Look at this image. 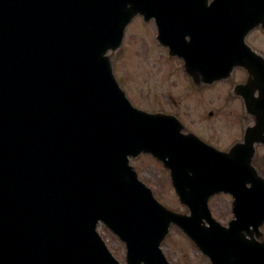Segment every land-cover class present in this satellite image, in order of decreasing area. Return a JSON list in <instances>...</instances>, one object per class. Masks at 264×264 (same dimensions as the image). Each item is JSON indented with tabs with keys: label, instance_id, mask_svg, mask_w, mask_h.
Listing matches in <instances>:
<instances>
[{
	"label": "water",
	"instance_id": "95a60500",
	"mask_svg": "<svg viewBox=\"0 0 264 264\" xmlns=\"http://www.w3.org/2000/svg\"><path fill=\"white\" fill-rule=\"evenodd\" d=\"M206 1L0 0V264H120L98 221L125 242V264H168L159 246L171 224L211 264H264V246L245 238L264 220V180L251 165L264 143V61L243 44L264 24V0ZM137 14L155 18L195 81L247 69L241 95L255 123L242 143L190 146L198 141L176 119L130 104L108 52ZM141 152L170 170L188 215L138 180L128 157ZM221 191L234 197L228 227L207 206Z\"/></svg>",
	"mask_w": 264,
	"mask_h": 264
},
{
	"label": "rangeland",
	"instance_id": "374dc122",
	"mask_svg": "<svg viewBox=\"0 0 264 264\" xmlns=\"http://www.w3.org/2000/svg\"><path fill=\"white\" fill-rule=\"evenodd\" d=\"M155 34L153 21L143 22L141 16H136L126 27L120 46L110 53L113 73L133 106L151 112H176L189 128L220 145L240 139L249 116L243 114L239 101L229 91L241 79L242 71L235 69L227 80L214 82L211 90L195 89L184 74L182 61L168 57L167 48L157 43ZM248 35L251 47L264 56V32L252 30ZM209 110L213 111L212 119L207 115ZM258 149L255 166L263 160V149ZM130 164L160 203L176 212H188L160 162L140 154L130 158ZM230 202L231 197L226 194L209 199L210 211L221 224L232 218ZM97 232L112 255L123 263L124 243L102 223H98ZM161 249L170 264H210L177 226H170Z\"/></svg>",
	"mask_w": 264,
	"mask_h": 264
},
{
	"label": "flooded vegetation",
	"instance_id": "af4514ba",
	"mask_svg": "<svg viewBox=\"0 0 264 264\" xmlns=\"http://www.w3.org/2000/svg\"><path fill=\"white\" fill-rule=\"evenodd\" d=\"M212 113V112H211ZM176 115H177V113H176ZM180 119H182L183 120V123H184V125L189 129V126H188V123L181 117V116H179V115H177ZM212 116H209V119H212L211 118ZM189 130H191V128L189 129ZM194 132V131H193ZM195 133L197 134V135H200V136H202L205 140H206V142L207 143H209L210 145H212V146H229L230 144L227 142L226 144H223V145H220L219 143H217V142H215V141H212L211 139H209V138H207L206 136H203V135H201L199 132H197V131H195ZM262 167H264V157H263V160L261 161V163L260 164H258L257 165V168H258V170L260 171V173H262V174H264V172H262ZM257 241H261V242H263L264 243V222H263V224H262V226L260 227V235L258 236V235H256V234H254V236H253Z\"/></svg>",
	"mask_w": 264,
	"mask_h": 264
}]
</instances>
